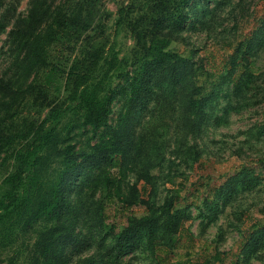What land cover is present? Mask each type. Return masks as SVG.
<instances>
[{"label":"rangeland","instance_id":"374dc122","mask_svg":"<svg viewBox=\"0 0 264 264\" xmlns=\"http://www.w3.org/2000/svg\"><path fill=\"white\" fill-rule=\"evenodd\" d=\"M0 77V264H264V0H0Z\"/></svg>","mask_w":264,"mask_h":264},{"label":"trees","instance_id":"16d2710c","mask_svg":"<svg viewBox=\"0 0 264 264\" xmlns=\"http://www.w3.org/2000/svg\"><path fill=\"white\" fill-rule=\"evenodd\" d=\"M49 9H47L45 12L41 11V9L36 8V11L34 8H32L31 12L25 17L24 19H21L20 21H15L14 26L11 28V37L12 39L20 44L21 49L24 50L25 56L28 58L30 57L34 62L37 64H43L46 62L47 57V47L55 40V36L58 33L57 30L61 26V17L56 16L55 20L48 21V16L50 15L51 11L48 12ZM61 15V14H60ZM182 21H184L185 16H181ZM245 62H248L247 58H244ZM209 74L208 72H206ZM200 77V75H199ZM204 78H206L204 76ZM198 81H201V77ZM14 88L11 85L9 81H5L3 78L0 77V93H4L5 95H10L13 93ZM201 94V93H199ZM12 96V95H11ZM14 98V96H12ZM6 107L9 108L7 105ZM53 111H49L47 113L48 119H53L55 121L56 119L52 116ZM86 123L92 127V131L96 132L100 129H103L107 126V121L109 117L108 110L102 106L93 105L86 107ZM1 122V120H0ZM50 138V145L54 144L57 139V134H49ZM112 137L108 138V142L110 143V150L109 155L111 157H114L113 155H116L120 152V149L114 148L116 143L111 140ZM2 141L3 138L0 136V149L2 148ZM53 151L51 152L52 157H59L62 156V153H64V157H69V162H73L76 160L77 155L73 153L74 146L68 145L62 152H59L56 154L57 150V143L54 144L52 147ZM56 152V153H55ZM22 160L27 159L28 157L25 154H22ZM116 157V156H115ZM115 163L117 162V159L115 158ZM117 184V178L110 176L108 179V186H107V195L110 196L112 194V190L115 188ZM257 225V224H256ZM135 225H132L129 228L123 229L116 237L115 243L116 248L118 250H123L126 245L129 243L131 237H132V230L135 228ZM257 227V226H256ZM179 241V238L177 242Z\"/></svg>","mask_w":264,"mask_h":264}]
</instances>
